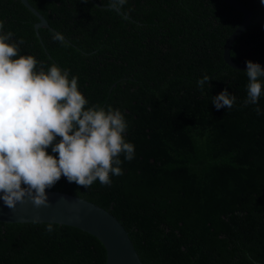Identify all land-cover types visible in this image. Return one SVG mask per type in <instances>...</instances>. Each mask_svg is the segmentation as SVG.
Here are the masks:
<instances>
[{
	"label": "trees",
	"instance_id": "16d2710c",
	"mask_svg": "<svg viewBox=\"0 0 264 264\" xmlns=\"http://www.w3.org/2000/svg\"><path fill=\"white\" fill-rule=\"evenodd\" d=\"M28 1L50 27L39 36L21 1L0 0L20 54L77 76L88 106L121 110L135 146L110 186L62 177L47 190L115 216L144 264H264V94L245 105L246 70L223 58L243 14L223 0H127L119 10L108 0ZM239 1L253 17L231 57L264 63V4ZM225 89L236 103L217 110L212 99ZM47 224L0 222V264H106L97 238Z\"/></svg>",
	"mask_w": 264,
	"mask_h": 264
},
{
	"label": "clouds",
	"instance_id": "9594fccd",
	"mask_svg": "<svg viewBox=\"0 0 264 264\" xmlns=\"http://www.w3.org/2000/svg\"><path fill=\"white\" fill-rule=\"evenodd\" d=\"M264 4V0H260ZM127 0H108L119 10ZM0 20V201L15 210L30 201L36 208L48 207L46 190L63 177L85 189L99 181L110 186L112 177L123 175V155L127 161L135 156V146L125 134L128 124L124 113L112 106H88L79 91L78 77L70 76L53 64L45 71L38 68L33 55H21L23 40H14L4 31ZM53 40L64 42L63 35ZM245 105H257L264 94V68L246 61ZM208 76L197 81L203 91ZM236 96L227 89L213 97L217 110L231 109ZM257 114L261 109L255 108ZM59 138V139H58ZM51 149L49 154L48 149ZM54 231V224L46 225Z\"/></svg>",
	"mask_w": 264,
	"mask_h": 264
},
{
	"label": "water",
	"instance_id": "95a60500",
	"mask_svg": "<svg viewBox=\"0 0 264 264\" xmlns=\"http://www.w3.org/2000/svg\"><path fill=\"white\" fill-rule=\"evenodd\" d=\"M37 18L35 31L50 28L47 20L34 8L28 0H19ZM235 10L243 14L239 27L226 40L223 58L225 63L236 70H247L246 64H239L231 57V49L235 41L250 26L253 12L239 0H223ZM264 68V63H259ZM49 198L48 207L36 208L26 200L10 210L0 201V222L3 223H49L67 225L78 228L97 238L105 247L106 264H144L129 237L128 232L118 219L104 208L72 195L46 190Z\"/></svg>",
	"mask_w": 264,
	"mask_h": 264
}]
</instances>
